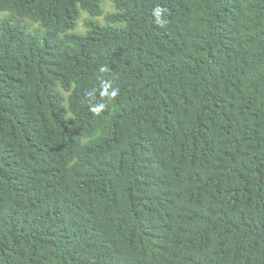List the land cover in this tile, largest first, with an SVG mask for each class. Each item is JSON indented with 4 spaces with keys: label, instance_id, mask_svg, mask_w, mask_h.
<instances>
[{
    "label": "trees",
    "instance_id": "16d2710c",
    "mask_svg": "<svg viewBox=\"0 0 264 264\" xmlns=\"http://www.w3.org/2000/svg\"><path fill=\"white\" fill-rule=\"evenodd\" d=\"M110 2L0 0V264H264V0Z\"/></svg>",
    "mask_w": 264,
    "mask_h": 264
},
{
    "label": "rangeland",
    "instance_id": "374dc122",
    "mask_svg": "<svg viewBox=\"0 0 264 264\" xmlns=\"http://www.w3.org/2000/svg\"><path fill=\"white\" fill-rule=\"evenodd\" d=\"M102 3H103V7H104V10L105 12H112L114 11V6L112 4V2H110V0H102ZM87 19H90L89 18V15L85 12V11H82L81 12V15H80V18L77 22V27H76V31L77 32H85L86 28H85V20ZM99 22H104V18L103 17H97V18H93Z\"/></svg>",
    "mask_w": 264,
    "mask_h": 264
},
{
    "label": "clouds",
    "instance_id": "9594fccd",
    "mask_svg": "<svg viewBox=\"0 0 264 264\" xmlns=\"http://www.w3.org/2000/svg\"><path fill=\"white\" fill-rule=\"evenodd\" d=\"M161 11H162L161 9L157 8V9L155 10L156 15L159 16Z\"/></svg>",
    "mask_w": 264,
    "mask_h": 264
}]
</instances>
